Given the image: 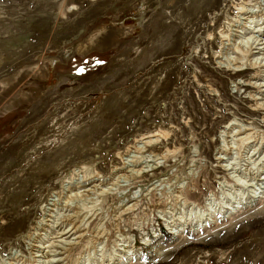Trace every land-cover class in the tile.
<instances>
[{"label": "rangeland", "instance_id": "1", "mask_svg": "<svg viewBox=\"0 0 264 264\" xmlns=\"http://www.w3.org/2000/svg\"><path fill=\"white\" fill-rule=\"evenodd\" d=\"M262 2L0 0V260L264 264Z\"/></svg>", "mask_w": 264, "mask_h": 264}, {"label": "bare ground", "instance_id": "2", "mask_svg": "<svg viewBox=\"0 0 264 264\" xmlns=\"http://www.w3.org/2000/svg\"><path fill=\"white\" fill-rule=\"evenodd\" d=\"M255 1V0H254ZM246 2V1H245ZM262 3H264V2H262ZM256 4H257V2H256ZM250 5V4H249ZM258 5V4H257ZM245 12V11H244ZM259 16H262L263 17V14L261 13V14H259ZM248 18H250V17H248ZM259 18V17H258ZM243 19V18H242ZM248 20V19H247ZM245 21V20H244ZM255 22H256V20H255ZM229 23V22H228ZM245 24V23H244ZM242 28V27H241ZM251 29V28H250ZM228 30V29H227ZM239 31V30H238ZM237 31V32H238ZM253 31H254V33L252 34V44H255L254 45V51H253V53H259V51H261V48H260V46H259V41L258 42H256L258 39H257V36H259V35H263L264 34V26H257L255 29H253ZM252 31V32H253ZM240 33V32H239ZM254 34H256V35H254ZM240 38V37H239ZM252 44H250V45H252ZM262 44V43H261ZM249 45V44H248ZM249 47V46H248ZM238 48V47H237ZM251 48V47H250ZM236 49V48H235ZM248 49V48H247ZM212 52V51H211ZM249 53V52H248ZM262 54V53H261ZM254 55V54H253ZM252 56V55H251ZM233 60H234V58H233ZM235 62H237V61H235ZM218 64V63H217ZM238 66V65H237ZM251 66V65H250ZM257 66V65H256ZM260 66V65H259ZM262 66V65H261ZM231 67V66H230ZM255 83V82H254ZM261 83H263L262 81H261ZM250 84V83H249ZM258 85V84H257ZM260 85V84H259ZM255 86V85H254ZM257 87H259V86H257ZM255 89V88H254ZM257 91H262V92H264V85H261V90L259 89V90H257ZM261 94V93H260ZM250 97V96H249ZM261 97V96H260ZM259 98V97H258ZM256 103V102H255ZM236 120V119H235ZM229 123V122H228ZM237 123V122H236ZM240 123V122H239ZM264 123V122H263ZM239 126V125H238ZM242 126V125H241ZM240 126V127H241ZM251 126V125H250ZM240 127L237 129V130H239L240 129ZM241 129H242V127H241ZM245 130V129H244ZM234 132V131H233ZM164 133V132H163ZM231 134H232V132H231ZM244 134H245V132H244ZM154 135V134H153ZM234 135H235V133H234ZM244 136V135H243ZM242 136V137H243ZM254 136V135H253ZM252 136V137H253ZM258 136V135H257ZM148 137V136H147ZM240 137V136H239ZM245 137V136H244ZM243 137V138H244ZM145 138V137H144ZM150 139V138H149ZM240 140L242 139V138H239ZM238 139V140H239ZM245 139H246V137H245ZM244 139V140H245ZM251 139V138H250ZM226 140V139H225ZM240 140H239V142H240ZM249 140V139H248ZM144 141V140H143ZM148 141H151V140H148ZM155 141V140H154ZM153 141V142H154ZM237 141V140H236ZM256 141V140H255ZM147 142V141H146ZM243 142V141H242ZM245 142V141H244ZM243 142V143H244ZM144 143V142H143ZM151 143V142H150ZM224 143V142H223ZM234 143V142H233ZM148 144V143H147ZM240 144V143H239ZM223 145V144H222ZM237 145V144H236ZM217 147V146H216ZM222 147V146H221ZM230 147V146H229ZM133 148V147H132ZM223 148V147H222ZM225 148V147H224ZM235 149V148H234ZM240 149V148H239ZM239 149H237V150H239ZM237 150H236V152H237ZM169 151V150H168ZM222 151V150H221ZM234 151V150H233ZM148 152V151H147ZM218 152H220V151H218ZM224 152V151H223ZM255 152V151H254ZM142 154V153H141ZM161 154V153H160ZM238 154V153H237ZM248 154V153H247ZM251 154V153H250ZM255 154V153H254ZM217 155H219V154H217ZM148 156H150L149 154H148ZM215 156V155H214ZM241 156V155H240ZM134 157V156H133ZM146 157V156H145ZM144 157V158H145ZM151 157V156H150ZM203 157V156H202ZM139 159H140V157H138ZM147 158V157H146ZM162 158H164V157H162ZM199 158V157H198ZM149 159V158H148ZM224 159V158H223ZM137 160V159H136ZM145 160V159H144ZM150 161H154V158L153 159H149V162ZM218 161V160H217ZM251 161V160H250ZM122 162V161H121ZM133 162V161H132ZM138 162V161H137ZM144 162V161H143ZM142 162V163H143ZM198 162V161H197ZM209 162V161H208ZM136 162H134V164H135ZM157 163V162H156ZM201 163V162H200ZM154 164V163H153ZM122 165V164H121ZM151 165V164H150ZM204 165V164H203ZM221 165H223V163H221ZM158 166V165H157ZM210 166V165H209ZM226 166V165H225ZM151 167V166H150ZM231 167V166H230ZM215 168V167H214ZM88 169V167H85V166H82V167H78V168H74V170H73V172H74V175L76 176V175H79V174H81L80 175V178L79 179H81V180H84L85 179V177L87 176V174L88 173H90V170H87ZM146 169V168H145ZM226 169V168H225ZM139 170V169H138ZM142 169H140V171H141ZM206 170V169H205ZM193 171V170H192ZM253 171H254V169H253ZM130 172V171H129ZM138 172V171H137ZM136 172V173H137ZM194 172V171H193ZM220 172V171H219ZM99 174V173H98ZM138 174V173H137ZM140 174V173H139ZM74 175L73 176H66L65 178V181L66 180H74V179H78L77 177L75 178L74 177ZM120 175V174H119ZM193 175V174H192ZM240 175V174H239ZM99 176V175H98ZM256 176V175H255ZM122 177V176H121ZM98 178H101L102 179V177L101 176H99ZM98 178H96V180H98ZM118 178V177H117ZM167 178V177H166ZM189 178V177H188ZM226 178V177H225ZM256 178V177H255ZM36 179H38V178H36ZM78 179V180H79ZM138 179V178H137ZM254 179V178H253ZM95 180V179H94ZM116 180V179H115ZM127 181V180H126ZM14 182V181H13ZM68 183H70V182H68ZM76 183V182H75ZM74 183V184H75ZM79 183V182H78ZM236 183V182H235ZM248 183V182H247ZM264 183V182H263ZM64 184V183H63ZM230 184V183H229ZM68 185V184H67ZM153 185V184H152ZM66 186V185H65ZM80 186H83V184H79V186L78 187H80ZM165 186V185H164ZM223 186V185H222ZM77 187V188H78ZM263 188H264V186H262ZM66 189V188H65ZM75 189V188H74ZM247 189V188H246ZM120 190V189H119ZM7 191V190H6ZM78 191V190H77ZM86 191V190H85ZM121 191V190H120ZM130 191V190H129ZM73 193V192H72ZM78 193V192H77ZM111 193V192H110ZM121 193V192H120ZM241 194V193H240ZM142 195V194H141ZM181 195V194H180ZM57 196V195H56ZM72 196V195H71ZM84 196V195H83ZM82 196V197H83ZM148 196V195H147ZM239 196V195H238ZM75 197V196H74ZM80 197V196H79ZM259 197V196H258ZM70 198V197H69ZM83 199V198H82ZM132 199V198H131ZM145 199V198H144ZM211 199V198H210ZM209 199V200H210ZM70 200V199H69ZM72 201V200H71ZM14 202V201H13ZM67 202H68V200H67ZM100 202V201H99ZM98 202V203H99ZM125 202V201H124ZM128 202V201H127ZM70 203V202H69ZM51 204V203H50ZM67 204V203H66ZM82 204H84V203H82ZM121 204V203H120ZM124 204V203H123ZM130 204V203H129ZM65 205V204H64ZM106 205V204H105ZM46 206V205H45ZM53 206H54V204H53ZM85 206H86V204H85ZM92 206H94L93 204H92ZM119 206V205H118ZM208 206H210L211 208H212V206H213V204H211V203H209L208 204ZM79 208H80V206H78ZM82 207V206H81ZM84 207V206H83ZM82 207V208H83ZM88 207H90V206H88ZM108 207V206H107ZM228 207V206H227ZM61 208V207H60ZM77 208V207H76ZM130 208V207H129ZM54 209V208H53ZM73 209V208H72ZM83 209H85V208H83ZM88 208H86L85 210H87ZM107 209V208H106ZM71 210V209H70ZM74 210V209H73ZM206 210H209V208H207ZM72 211V210H71ZM78 211V210H77ZM106 211V210H105ZM122 211V210H121ZM211 211V210H210ZM74 212H76V211H74ZM18 213V212H17ZM48 213V212H47ZM46 213V214H47ZM60 213V212H59ZM58 213V214H59ZM62 213V212H61ZM60 213V214H61ZM73 213V212H72ZM77 213V212H76ZM52 214V213H51ZM63 214V213H62ZM65 214V213H64ZM67 214V213H66ZM69 214H71V212L69 213ZM69 214H67L68 216H69ZM108 214V213H107ZM67 215H64V216H67ZM76 215V214H75ZM200 215V214H199ZM59 216V215H58ZM61 216V215H60ZM81 216V215H80ZM53 217V216H52ZM51 217V218H52ZM62 217V216H61ZM70 217V216H69ZM101 217V216H100ZM56 218H58V217H55L54 219H56ZM68 218V217H67ZM76 217H74V219H75ZM85 218V217H84ZM47 219V218H46ZM59 219V218H58ZM64 219V218H63ZM66 219V218H65ZM70 219H71V217H70ZM122 219V218H121ZM38 220H41V219H38ZM44 220H45V218H44ZM49 220V219H48ZM72 220V219H71ZM87 220V219H86ZM104 220V219H103ZM28 221H30V220H28ZM33 221V220H32ZM54 221H56V220H54ZM70 221V220H69ZM77 221H79V220H77ZM172 221H175V220H172ZM88 222V221H87ZM92 222V221H91ZM40 223V222H39ZM47 223V222H46ZM54 223V222H53ZM61 223V222H60ZM63 223H65V221L63 222ZM66 223H67V221H66ZM72 223H74V222H72ZM80 223H82V222H80ZM86 223V222H85ZM84 223V224H85ZM105 223V222H104ZM38 224V223H37ZM42 224V223H41ZM55 224V223H54ZM59 224V223H58ZM68 224H70V222H68ZM79 224V223H78ZM39 225V224H38ZM176 227H177V225H175ZM37 227V226H36ZM47 227V226H46ZM76 227V226H75ZM81 227V226H80ZM61 228V227H60ZM78 228V227H77ZM77 228L75 229V230H73V231H70V229H62L61 231H59L58 233H57V235L56 236H54L56 239L55 240H50L49 242L50 243H48V244H46V245H44V246H42V247H40V248H42V249H38L37 251H35V252H40V254H38V253H35L34 254V252H30L29 254H31V253H33L34 254V256H38L41 260V262H42V264H56V263H58L59 264V262H61L62 260H63V258L61 257V255H60V257L59 256H57L59 253H56L53 249H51L52 248V246H53V244L55 243V242H60V241H63V242H65V243H71L70 242V240L68 239H66V238H69L70 237V235H68V236H63V235H65L66 233L68 234L69 232V234H74V232H76L77 231ZM82 228H83V226H82ZM103 228V227H102ZM28 229V228H27ZM36 229V228H35ZM81 229V228H80ZM80 231V230H79ZM72 232V233H71ZM91 232V231H90ZM103 233V232H102ZM88 234H90V233H88ZM19 235V234H18ZM76 235V234H75ZM79 235H81V234H79ZM79 235L77 236L76 235V237H72L71 239H72V241H73V239L74 238H77V237H79ZM83 235H84V233H83ZM93 235V234H92ZM29 236V235H28ZM31 236V235H30ZM26 237V236H25ZM84 237V236H83ZM24 238V237H23ZM81 238V237H80ZM79 238V239H80ZM6 239V238H5ZM126 239V238H125ZM30 240V239H29ZM82 240V239H81ZM79 241V240H78ZM122 241H124V240H122ZM75 242H77V241H75ZM129 242V241H128ZM79 243H80V241H79ZM89 243V242H88ZM62 244V243H61ZM73 244H74V242H73ZM72 244V245H73ZM76 244V243H75ZM131 244V243H130ZM12 245V244H11ZM88 245H90V244H88ZM19 246V245H18ZM54 246H55V244H54ZM61 246V245H60ZM59 246V247H60ZM86 246V245H85ZM125 246H126V244H125ZM128 246V245H127ZM69 247V246H68ZM72 247V246H71ZM89 247V246H88ZM129 247V250L128 249H126V247H124L123 248V250L126 252V256H128V253L130 252V250H131V252H132V249L130 248V246H128ZM58 248V247H57ZM64 248V247H63ZM35 249V248H34ZM46 249V250H45ZM60 249V248H59ZM86 249H87V247H86ZM85 249V250H86ZM67 250V249H66ZM94 250V249H93ZM57 251H59V250H57ZM72 251V250H71ZM117 252H121V250H120V248L119 249H117L116 250ZM62 252V251H61ZM83 252V251H82ZM18 253V252H17ZM63 253H65V252H63ZM22 254V253H21ZM80 254V253H79ZM82 254V253H81ZM5 255V254H4ZM8 255V254H7ZM10 255V254H9ZM132 254L130 253V256H131ZM20 256V255H19ZM65 256V255H64ZM72 256V255H71ZM7 257V256H6ZM15 257V256H14ZM2 258V257H1ZM9 258V257H8ZM18 258V257H17ZM76 258V257H75ZM38 259V258H37ZM3 260V259H2ZM2 260H0V262L2 261ZM39 260V259H38ZM6 261V262H5ZM35 261V260H34ZM74 261L76 262V259H74ZM108 262H109V260H107ZM106 261V262H107ZM2 262H4V264L6 263V264H16L15 263V261H7V260H4V261H2ZM25 262V261H24ZM74 262V263H75ZM78 262V261H77ZM117 263V262H116ZM33 264V263H32ZM76 264V263H75ZM84 264V263H83Z\"/></svg>", "mask_w": 264, "mask_h": 264}, {"label": "trees", "instance_id": "3", "mask_svg": "<svg viewBox=\"0 0 264 264\" xmlns=\"http://www.w3.org/2000/svg\"><path fill=\"white\" fill-rule=\"evenodd\" d=\"M86 59H87V58H86ZM86 59H85V60H86Z\"/></svg>", "mask_w": 264, "mask_h": 264}]
</instances>
